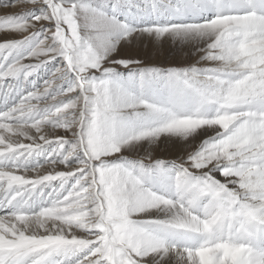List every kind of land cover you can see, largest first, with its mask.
I'll return each mask as SVG.
<instances>
[{"label": "snow or ice", "instance_id": "6c2138e0", "mask_svg": "<svg viewBox=\"0 0 264 264\" xmlns=\"http://www.w3.org/2000/svg\"><path fill=\"white\" fill-rule=\"evenodd\" d=\"M0 264H264V0H0Z\"/></svg>", "mask_w": 264, "mask_h": 264}, {"label": "bare ground", "instance_id": "6f19581e", "mask_svg": "<svg viewBox=\"0 0 264 264\" xmlns=\"http://www.w3.org/2000/svg\"><path fill=\"white\" fill-rule=\"evenodd\" d=\"M173 52H175V50L173 49ZM168 59H170V62L173 61V63L179 64L181 61H184L186 63L189 62H194V61H189L188 57H186L184 54H174L172 56H169Z\"/></svg>", "mask_w": 264, "mask_h": 264}, {"label": "rangeland", "instance_id": "374dc122", "mask_svg": "<svg viewBox=\"0 0 264 264\" xmlns=\"http://www.w3.org/2000/svg\"><path fill=\"white\" fill-rule=\"evenodd\" d=\"M170 61V59H168ZM174 61V60H173ZM173 61H171L173 63ZM179 64L183 65V64H186V62L184 61H181Z\"/></svg>", "mask_w": 264, "mask_h": 264}]
</instances>
